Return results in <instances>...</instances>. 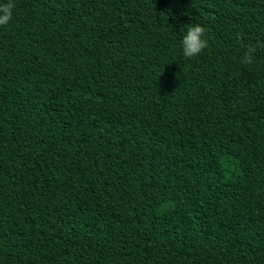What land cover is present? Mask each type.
Segmentation results:
<instances>
[{
	"label": "trees",
	"instance_id": "obj_1",
	"mask_svg": "<svg viewBox=\"0 0 264 264\" xmlns=\"http://www.w3.org/2000/svg\"><path fill=\"white\" fill-rule=\"evenodd\" d=\"M15 2L0 264H264V0Z\"/></svg>",
	"mask_w": 264,
	"mask_h": 264
},
{
	"label": "clouds",
	"instance_id": "obj_2",
	"mask_svg": "<svg viewBox=\"0 0 264 264\" xmlns=\"http://www.w3.org/2000/svg\"><path fill=\"white\" fill-rule=\"evenodd\" d=\"M15 7V0H6V2L0 3V27L9 25L13 19ZM208 43L205 27L200 24L191 25L181 41L183 55L189 59L194 58L204 52L208 47ZM255 51L256 48L254 46L248 47L241 63L251 64Z\"/></svg>",
	"mask_w": 264,
	"mask_h": 264
}]
</instances>
